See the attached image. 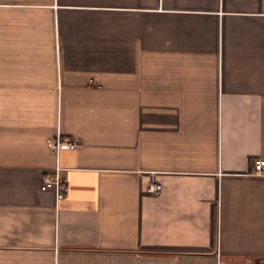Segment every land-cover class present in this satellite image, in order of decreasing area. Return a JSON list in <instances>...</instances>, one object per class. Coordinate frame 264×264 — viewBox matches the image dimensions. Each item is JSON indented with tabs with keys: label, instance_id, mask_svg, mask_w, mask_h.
<instances>
[{
	"label": "crops",
	"instance_id": "obj_1",
	"mask_svg": "<svg viewBox=\"0 0 264 264\" xmlns=\"http://www.w3.org/2000/svg\"><path fill=\"white\" fill-rule=\"evenodd\" d=\"M254 158L264 0H0V264H264Z\"/></svg>",
	"mask_w": 264,
	"mask_h": 264
},
{
	"label": "built area",
	"instance_id": "obj_2",
	"mask_svg": "<svg viewBox=\"0 0 264 264\" xmlns=\"http://www.w3.org/2000/svg\"><path fill=\"white\" fill-rule=\"evenodd\" d=\"M47 145L54 149L55 152H58L61 148H74L77 146V143L70 139H61L59 136L55 138H49L47 140ZM252 171L255 173H263L264 172V158H254L252 161ZM159 184H151L149 185V189L152 191H157L159 189ZM41 189L52 188L55 191V195L58 198H62L67 190L68 184L63 176L60 174V167L57 165L52 174H47L43 177L41 185Z\"/></svg>",
	"mask_w": 264,
	"mask_h": 264
}]
</instances>
